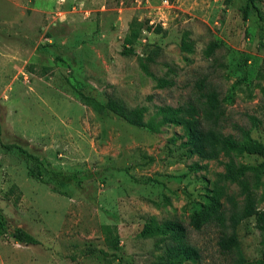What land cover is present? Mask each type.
I'll return each mask as SVG.
<instances>
[{
  "label": "rangeland",
  "instance_id": "rangeland-1",
  "mask_svg": "<svg viewBox=\"0 0 264 264\" xmlns=\"http://www.w3.org/2000/svg\"><path fill=\"white\" fill-rule=\"evenodd\" d=\"M246 2L0 0V209L10 229L43 241L0 237V264L233 263L217 247V228L194 231L189 216L207 204L222 162L257 166L264 153L199 161L180 127L148 132L96 113L78 94L113 97L146 122L157 107L200 106V95L215 91L224 134L239 138L235 127H243L264 145V0L261 16L251 9L244 22ZM132 27L141 35L135 55L125 56ZM38 161L42 176L33 178ZM196 162L207 168L191 170ZM263 192L264 174L254 190L261 226ZM174 222L187 229L199 262L172 257L164 227ZM155 226L163 231L153 234ZM238 235L247 264H264L255 219Z\"/></svg>",
  "mask_w": 264,
  "mask_h": 264
},
{
  "label": "trees",
  "instance_id": "trees-1",
  "mask_svg": "<svg viewBox=\"0 0 264 264\" xmlns=\"http://www.w3.org/2000/svg\"><path fill=\"white\" fill-rule=\"evenodd\" d=\"M233 0H226L229 4ZM253 9L258 16H261L259 0H247L243 9V20L247 19L248 13ZM150 28H147L149 31ZM141 28L132 27L130 34L125 37L126 46L122 55H135L131 45L140 37ZM128 46V47H127ZM187 52L190 47L186 45ZM212 48L208 50L210 55ZM199 88H202V82H198ZM159 87L169 85L168 82L160 80ZM80 101L91 107L96 113L102 114L106 111L122 118L130 126L143 128L148 132L157 133L159 128L164 125H173L180 127L186 141L184 143L190 157H197L199 161L218 160L221 156L228 157L232 154H263L264 145L254 141L250 137L249 131L243 127L236 126L239 138L230 134H224L223 121L224 112L220 106L218 94L215 91L203 93L200 95L204 99L200 106L188 104L173 108L170 106L157 107V111L152 118L144 122L138 115H133L131 110L124 102L113 97H108L105 103H101L94 98L78 94ZM159 117L158 122L155 118ZM223 172L218 174V181L214 189L210 192L207 204L189 216V227L194 231H201L203 228L213 226L219 231V237L216 242L217 247L223 255L232 256V264H247L242 254L238 228L240 224L250 218H254L258 227L264 232V225H260L262 219L261 212L257 207V199L254 190L259 187L261 177L264 174V162L257 165H241L229 159L222 162ZM206 165L201 166L197 162L190 166L193 171L205 170ZM28 175L33 178L42 176L40 161L33 169L28 171ZM59 184H66L68 180L63 179L62 175L56 176ZM79 186L82 179L78 176L73 178ZM55 181V180H54ZM236 185L239 188L237 195L229 192V187ZM56 193L65 194L59 187L53 188ZM240 197V200H237ZM264 200V192L261 197ZM169 239V251L172 257H178L177 263L187 261L199 262L200 254L198 250L187 241V229L179 223H170L164 227ZM153 234L163 231V227H154ZM0 237H10L16 244L24 246H36L40 242L32 234L20 227L10 229L7 217L0 209ZM175 260V259H174ZM257 264H263L259 262Z\"/></svg>",
  "mask_w": 264,
  "mask_h": 264
},
{
  "label": "crops",
  "instance_id": "crops-1",
  "mask_svg": "<svg viewBox=\"0 0 264 264\" xmlns=\"http://www.w3.org/2000/svg\"><path fill=\"white\" fill-rule=\"evenodd\" d=\"M37 239L39 240V242H40V243H42V242H43L41 238H37ZM37 257H38V256H37Z\"/></svg>",
  "mask_w": 264,
  "mask_h": 264
}]
</instances>
